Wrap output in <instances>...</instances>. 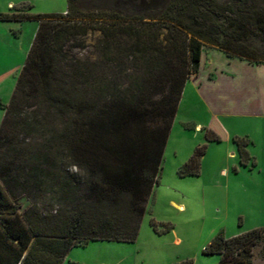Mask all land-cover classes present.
I'll return each instance as SVG.
<instances>
[{"label": "trees", "instance_id": "1", "mask_svg": "<svg viewBox=\"0 0 264 264\" xmlns=\"http://www.w3.org/2000/svg\"><path fill=\"white\" fill-rule=\"evenodd\" d=\"M227 1L232 6L167 0L149 22L142 16L123 22L111 12L98 26L100 60L85 66L66 54L89 28L70 0L63 14L0 15L3 22H38L11 99L0 103V264H62L71 249L89 242H135L183 88L196 77L202 51L217 49L264 64V9L257 0ZM124 60L138 64L142 73L118 93L110 80L112 65ZM29 100L39 103L34 113L23 111ZM54 117L62 121L57 134L62 154L74 167H41L52 164L45 154H30L24 167H11L21 155L6 130L14 124L44 130ZM214 126L202 129L205 141H226ZM233 142L244 162L248 141ZM205 152L206 145L197 147L180 176H197ZM49 177L57 181L51 199L56 207L45 211L34 196ZM22 195L33 202L24 211L18 202ZM263 235L264 227L231 238L220 233L204 253L220 256L218 264H252Z\"/></svg>", "mask_w": 264, "mask_h": 264}, {"label": "rangeland", "instance_id": "2", "mask_svg": "<svg viewBox=\"0 0 264 264\" xmlns=\"http://www.w3.org/2000/svg\"><path fill=\"white\" fill-rule=\"evenodd\" d=\"M70 1L71 7L78 11L79 21L88 23L89 28L85 35L67 46L66 54L75 65L83 66L100 60L99 47L102 46L103 35L98 26L105 22L108 14H118L123 22L138 16L149 22L150 18L158 17L167 2ZM218 1L220 5L227 3L232 6L227 0ZM256 3L264 9V0H257ZM66 8L67 0H0V15L21 11L31 15L63 14ZM37 28L36 20H0V35L6 33V37L0 40L2 68L18 66L20 73ZM121 39V45L126 43L125 38ZM209 50L205 49L206 54ZM112 67L115 72L110 80L113 90L118 93L126 90L132 78L142 73V69L132 60H124L120 66L113 64ZM185 99L183 115L179 114L176 119L174 117L163 151L158 184L147 200L135 242H89L86 246L71 249L62 264H218L220 256L204 253L214 237L222 233L225 238H231L264 227V140L249 139L251 143L246 146L249 158L241 162L232 139L207 143L203 132L179 124L180 119L190 112L192 98L186 94ZM22 108L24 112L34 113L39 109V103L29 100ZM14 125L13 129L6 130L5 137L18 147L17 153L21 156L17 162H12L11 167H24L25 159L30 154L48 155L52 164L44 163L41 167H74L62 154L64 144L57 136L62 126L59 118H52L50 125L42 127L44 130H30L23 128L22 124ZM203 145H206V152L201 158L199 174L180 176V170L195 149ZM56 183L50 178L34 196L40 209L46 211L52 205V209L56 207L51 202ZM18 202L21 211L33 204L25 195ZM262 238L252 251V264H264V235Z\"/></svg>", "mask_w": 264, "mask_h": 264}, {"label": "crops", "instance_id": "3", "mask_svg": "<svg viewBox=\"0 0 264 264\" xmlns=\"http://www.w3.org/2000/svg\"><path fill=\"white\" fill-rule=\"evenodd\" d=\"M5 37L6 33L0 35V40ZM0 55L2 57V52ZM18 70V66H0L1 104L9 103ZM186 94L192 98L190 112L180 119V125L203 132L202 129L214 124L225 134L226 141L244 138L249 144V139L264 140V64L231 58L217 49H210L207 54L203 50L196 77L187 81L183 88L175 119L183 115ZM3 114L0 108V123Z\"/></svg>", "mask_w": 264, "mask_h": 264}]
</instances>
